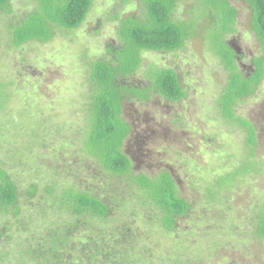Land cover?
I'll use <instances>...</instances> for the list:
<instances>
[{"label": "trees", "instance_id": "obj_1", "mask_svg": "<svg viewBox=\"0 0 264 264\" xmlns=\"http://www.w3.org/2000/svg\"><path fill=\"white\" fill-rule=\"evenodd\" d=\"M94 1L32 0L34 7L10 25V38L19 47L32 41L48 43L59 34L76 31ZM232 1L124 0L139 7L138 13L128 15L120 3L111 17L117 22L116 41L107 44L105 58L86 64L89 90L82 137L74 152L78 173L71 170L69 175L74 181L60 177L43 188L33 183L22 190L0 161V264H153L157 257L143 252L144 233L135 229L136 219L143 216L152 228L174 234L180 221L192 214L195 205L182 195L170 171L135 173L125 148L134 131L124 116L128 102L146 103L157 95L169 102L188 97L174 68L151 65L144 71L146 82L132 81L143 71L146 52H178L201 36L228 73L216 105L223 120L246 135L245 157L242 167L206 184L205 199L222 203L223 193L235 188L239 177L258 171L256 163L249 162L260 146L258 129L238 115L237 107L264 81V0H240L249 5L251 31L259 44L250 72L241 68V56L228 41L237 32L239 15ZM182 4L190 6L185 19L176 17ZM0 12L13 14L12 0H0ZM8 101L0 86V140ZM36 209L38 213L33 212ZM252 226L255 237L264 240V202L256 208ZM16 235L19 240L12 241ZM170 262L157 261L174 264Z\"/></svg>", "mask_w": 264, "mask_h": 264}, {"label": "rangeland", "instance_id": "obj_2", "mask_svg": "<svg viewBox=\"0 0 264 264\" xmlns=\"http://www.w3.org/2000/svg\"><path fill=\"white\" fill-rule=\"evenodd\" d=\"M123 1L95 0L80 29L59 34L48 43L32 41L19 47L13 44L9 27L34 7L32 0H12L15 12H0V86L9 96L2 115L0 161L22 190L33 183L43 188L60 177V181L67 177L74 181L69 175L71 170L78 173L74 152L82 137L89 90L86 64L105 58L107 44L116 41L117 22L111 17L121 4L124 15L138 13V5ZM231 4L239 15L237 32L228 41L241 56V68L250 72L259 53L251 31V10L244 1ZM189 8L180 5L176 17L185 19ZM151 65L176 69L188 97L169 102L157 95L146 103L128 102L124 116L134 131L125 148L135 173L170 171L182 195L195 206L174 234L152 228L139 216L134 223L144 233L143 252L174 264H264V240L255 237L252 226L256 208L264 202V81L255 95L237 107L238 115L258 129V153L249 159L258 171L239 177L220 203L205 199L206 184L242 167L245 157L246 135L227 124L216 105L228 73L201 36L178 52L144 53L143 71L132 81L146 82L144 71ZM17 235L12 241L19 240ZM156 260L153 264H158Z\"/></svg>", "mask_w": 264, "mask_h": 264}]
</instances>
